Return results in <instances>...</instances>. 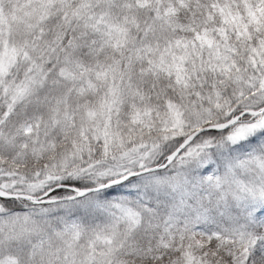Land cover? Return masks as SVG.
<instances>
[{
    "label": "snow or ice",
    "instance_id": "snow-or-ice-1",
    "mask_svg": "<svg viewBox=\"0 0 264 264\" xmlns=\"http://www.w3.org/2000/svg\"><path fill=\"white\" fill-rule=\"evenodd\" d=\"M0 264H264V0H0Z\"/></svg>",
    "mask_w": 264,
    "mask_h": 264
}]
</instances>
